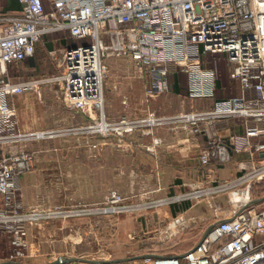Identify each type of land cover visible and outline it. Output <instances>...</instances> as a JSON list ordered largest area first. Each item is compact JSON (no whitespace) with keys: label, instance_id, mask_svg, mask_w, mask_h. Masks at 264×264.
I'll list each match as a JSON object with an SVG mask.
<instances>
[{"label":"rangeland","instance_id":"1","mask_svg":"<svg viewBox=\"0 0 264 264\" xmlns=\"http://www.w3.org/2000/svg\"><path fill=\"white\" fill-rule=\"evenodd\" d=\"M82 43L70 42L65 32L48 34L34 55L9 66L7 75L16 81L48 80L60 73L63 48ZM208 60L223 89L217 96L236 95L225 56ZM104 65L101 112L67 108L54 82L12 98L21 128L55 135L26 143L35 155L34 166L14 182L8 208L0 196V220L5 222L0 223V263L48 264L70 257L79 259L73 264H88L83 260L153 255L123 263L150 264L155 256L185 252L208 225L231 216L239 205L231 202V193L244 192L248 183L233 187L230 177L220 179L215 172L226 168L238 177L237 164L248 161L221 150L212 172L207 168L214 158L203 165L200 156L214 140L240 134L242 122L209 126L178 121L180 115L209 110L212 102L192 100L170 88L149 97L144 79L127 60L109 58ZM192 167L200 173L198 180L191 177ZM263 194L264 180L249 188L253 200ZM184 207L188 212H181ZM178 218L182 221L175 223Z\"/></svg>","mask_w":264,"mask_h":264},{"label":"built area","instance_id":"2","mask_svg":"<svg viewBox=\"0 0 264 264\" xmlns=\"http://www.w3.org/2000/svg\"><path fill=\"white\" fill-rule=\"evenodd\" d=\"M17 16L0 7V196L8 208L14 179L29 172L35 162L25 148L35 139L55 132H26L19 127L14 96L44 82L59 83L67 108L103 109L104 60L122 58L146 83V95L169 90L174 69L186 77L185 96L211 100L209 110L175 119L215 126L226 120L242 122L240 134L218 138L201 152V164L227 154H246L239 162L233 187L245 189L264 180V0H19ZM67 33L78 46L63 48L60 73L48 80L16 81L9 66L31 58L39 40L51 33ZM51 56L54 52H49ZM222 54L227 78L237 94L215 100L218 75L208 57ZM102 115V113H101ZM174 120V119H173ZM22 146L4 153L2 147ZM222 150V151H221ZM248 164V165H247ZM243 171V172H241ZM253 182V183H252ZM237 193V192H233ZM232 194V193H231ZM115 198V196H113ZM236 206L227 219H218L210 231L179 255L149 259L150 264H260L264 262V194ZM255 201V203H254ZM237 203V202H236ZM235 203V204H236ZM178 218L175 223H180ZM0 223L5 226L3 217Z\"/></svg>","mask_w":264,"mask_h":264},{"label":"crops","instance_id":"3","mask_svg":"<svg viewBox=\"0 0 264 264\" xmlns=\"http://www.w3.org/2000/svg\"><path fill=\"white\" fill-rule=\"evenodd\" d=\"M46 1V0H45ZM0 7H1V10L3 11V13L7 14V15H11V16H17L20 14L21 12V8H22V5L20 4L19 0H0ZM29 59V58H28ZM171 77V78H170ZM169 78L171 79L170 82H169V88L170 90L174 93V94H178V95H183L185 96V86H186V77L184 74L182 73H179V72H176L174 69L172 70L171 74L169 75ZM168 78V80H169ZM21 95V94H20ZM17 97V96H16ZM28 96H26L25 98H27ZM187 97V96H185ZM218 97V96H217ZM24 98V99H25ZM207 101H211V100H207ZM212 102V101H211ZM17 113V112H16ZM17 119H18V116H17ZM18 123H19V120H18ZM20 127V125H19ZM21 128V127H20ZM23 131H26V132H32V131H28L26 129H23L21 128ZM9 147H6V150H4V153H7V152H10L9 150ZM228 156L230 158H233V157H238V158H241V159H246L247 161L250 160L249 157L246 155V154H228ZM218 162V163H217ZM196 163V162H195ZM213 165L215 166V164H219V161L218 159H212L211 160V163L210 165ZM210 166L209 168H207L208 170L212 171L213 170V166ZM191 170L192 173H191V177L194 176V180H198L199 179V172H198V169H196L195 167H192ZM213 172V171H212ZM204 172L201 170V176ZM230 171L227 170L226 168H223V169H219L217 172H215L216 175L220 176L221 178L220 179H227V180H234L236 177V174H233L232 176L229 175ZM214 174V173H213ZM193 175V176H192ZM200 176V177H201ZM213 176V175H212ZM18 178H15L14 179V182H16ZM255 203V201H254ZM183 209V208H182ZM176 210H180L179 208H177ZM188 208H185L184 207V211H181V212H188ZM177 212V211H175ZM230 217V216H229ZM229 217H226V218H223V219H227ZM204 217H202V220H203ZM206 219V218H204ZM221 219V220H223ZM217 220L213 221L212 224L214 222H216ZM208 225L209 227H206L207 229L205 230V232L208 230V228H210V226L212 225ZM183 252H180V253H177V254H172V255H179V254H182ZM119 260V259H118ZM131 262H134V261H131ZM87 263V262H85ZM125 263H128V262H125ZM41 264H47V261H43ZM68 264H73V263H68ZM89 264V263H88ZM120 264H123V263H120Z\"/></svg>","mask_w":264,"mask_h":264},{"label":"water","instance_id":"4","mask_svg":"<svg viewBox=\"0 0 264 264\" xmlns=\"http://www.w3.org/2000/svg\"><path fill=\"white\" fill-rule=\"evenodd\" d=\"M230 153V150H228ZM210 231V228L205 232V235ZM153 257V255H141V256H135V257H129L125 259H119V260H107V261H91V260H83L89 264H120L125 262H131L136 260H141L145 258ZM157 257V256H155ZM79 259L76 258H70V257H58L55 261H52L48 264H68V263H74L77 262ZM0 264H21L19 262H13V261H4Z\"/></svg>","mask_w":264,"mask_h":264},{"label":"bare ground","instance_id":"5","mask_svg":"<svg viewBox=\"0 0 264 264\" xmlns=\"http://www.w3.org/2000/svg\"><path fill=\"white\" fill-rule=\"evenodd\" d=\"M102 115H103V113H102ZM147 122L151 126L154 124V121L153 120H148ZM100 127H102V130L103 131L106 130V126L105 125L101 124ZM197 195L200 196L199 194H197ZM231 195H232L231 196V202L232 203L240 202L241 204H244L245 202H248V201H246V200H248V195H249V194H247V191L246 192L244 191V192L232 193ZM245 197L247 199H245Z\"/></svg>","mask_w":264,"mask_h":264},{"label":"trees","instance_id":"6","mask_svg":"<svg viewBox=\"0 0 264 264\" xmlns=\"http://www.w3.org/2000/svg\"><path fill=\"white\" fill-rule=\"evenodd\" d=\"M66 34H67V33H66ZM67 35H68V34H67ZM68 37H69L70 42H71L72 39L70 38L69 35H68ZM64 48H67V47L65 46ZM221 88H222V86H221L220 80L218 79V82H217V90L219 91ZM221 90H223V89H221ZM218 91H217L216 96H215V98H214L215 100L227 99V98H229V97H232V96H229V97H226V98H219V97H217V95H218ZM175 211H176V210H173L174 213H175Z\"/></svg>","mask_w":264,"mask_h":264}]
</instances>
